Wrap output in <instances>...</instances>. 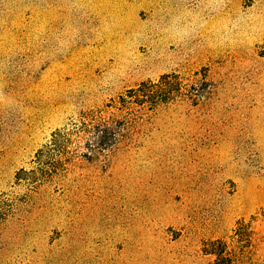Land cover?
Wrapping results in <instances>:
<instances>
[{"label":"rangeland","instance_id":"obj_1","mask_svg":"<svg viewBox=\"0 0 264 264\" xmlns=\"http://www.w3.org/2000/svg\"><path fill=\"white\" fill-rule=\"evenodd\" d=\"M263 46L264 0H0V264H211L241 220L264 264ZM172 72L205 74L203 96L17 180L82 111Z\"/></svg>","mask_w":264,"mask_h":264},{"label":"trees","instance_id":"obj_2","mask_svg":"<svg viewBox=\"0 0 264 264\" xmlns=\"http://www.w3.org/2000/svg\"><path fill=\"white\" fill-rule=\"evenodd\" d=\"M261 52L264 54V46ZM206 78L199 73L190 79L175 72L164 73L156 80L142 81L102 106L82 111L67 127L52 133L50 141L36 154L37 167L29 172L21 169L17 180H34L40 175L53 177L61 168L56 164L63 166L79 156L88 160L106 157L134 143L138 127L161 106L183 97L198 101L203 96L199 85L206 84ZM22 173L28 176L22 177ZM15 206V198L7 192L0 193V223ZM202 251L213 258L211 264H257L251 222L238 221L228 239L207 240Z\"/></svg>","mask_w":264,"mask_h":264}]
</instances>
